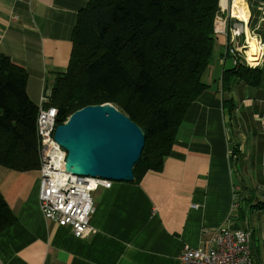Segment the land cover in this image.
<instances>
[{"label":"crops","instance_id":"obj_1","mask_svg":"<svg viewBox=\"0 0 264 264\" xmlns=\"http://www.w3.org/2000/svg\"><path fill=\"white\" fill-rule=\"evenodd\" d=\"M88 2L0 0V55L26 70L38 107L68 69L77 16ZM218 2L224 17L227 2ZM245 3L248 23L229 19L227 30L244 32L241 43L250 34L264 44V0ZM227 40L216 35L209 89L186 114L162 171L94 193L95 235L78 239L43 217L39 170L0 166V192L17 218L0 233V264H183L185 247L204 248L222 229L249 231L253 260L264 264V76L257 88L235 81L225 91L223 73L234 69Z\"/></svg>","mask_w":264,"mask_h":264},{"label":"trees","instance_id":"obj_2","mask_svg":"<svg viewBox=\"0 0 264 264\" xmlns=\"http://www.w3.org/2000/svg\"><path fill=\"white\" fill-rule=\"evenodd\" d=\"M219 10L218 0H89L46 108H57L60 125L88 106L120 105L146 136L134 182L162 171L186 114L209 89ZM263 76V67L242 65L223 73L222 86L257 88ZM27 81L26 70L0 55V166L18 172L40 169V107L29 99ZM16 221L0 192V233Z\"/></svg>","mask_w":264,"mask_h":264},{"label":"built area","instance_id":"obj_3","mask_svg":"<svg viewBox=\"0 0 264 264\" xmlns=\"http://www.w3.org/2000/svg\"><path fill=\"white\" fill-rule=\"evenodd\" d=\"M225 1L227 3L222 6L221 12L227 14L224 17L217 15L215 34L228 35L227 56L233 59L236 67L239 64L250 67L252 64L245 58L246 46L240 42L241 30H227L229 19L241 20L233 15V5L238 0ZM254 38L263 45L256 63L257 67H263L264 44L258 37ZM48 102L47 95H44L36 125L40 162V208L45 219L56 222L61 229L78 239H87L96 234L92 223L98 204L93 194L99 189H111L115 182L77 176L66 170L67 153L54 140L55 129L59 125L58 110L52 106L46 108ZM251 238L248 231L222 229L214 233L204 248L185 247L180 260L183 264H256L251 252Z\"/></svg>","mask_w":264,"mask_h":264},{"label":"water","instance_id":"obj_4","mask_svg":"<svg viewBox=\"0 0 264 264\" xmlns=\"http://www.w3.org/2000/svg\"><path fill=\"white\" fill-rule=\"evenodd\" d=\"M55 142L66 151V170L115 183L134 182L146 142L142 129L118 105L88 106L56 127Z\"/></svg>","mask_w":264,"mask_h":264},{"label":"bare ground","instance_id":"obj_5","mask_svg":"<svg viewBox=\"0 0 264 264\" xmlns=\"http://www.w3.org/2000/svg\"><path fill=\"white\" fill-rule=\"evenodd\" d=\"M233 15L244 21L245 23H248L249 15L246 7V3L244 0H238L233 5ZM248 60L250 63L256 64L259 59V54L262 53L263 45L260 44L254 37L248 35Z\"/></svg>","mask_w":264,"mask_h":264},{"label":"rangeland","instance_id":"obj_6","mask_svg":"<svg viewBox=\"0 0 264 264\" xmlns=\"http://www.w3.org/2000/svg\"><path fill=\"white\" fill-rule=\"evenodd\" d=\"M226 14H227V12H226ZM235 20H237V19H235ZM241 21V20H240ZM241 34H244V32H242ZM250 35V34H249ZM250 36H252V37H254V35H250ZM243 43H244V46H246V54H245V58H246V61H248V63L249 64H252L249 68L250 69H256L257 68V65L256 64H253V63H250L249 62V60H248V55H247V52H248V40H246V39H244L243 40ZM234 64V63H233ZM244 66V64H239L237 67L234 65V67H236V68H239L240 66ZM247 66V65H246ZM47 95V94H46ZM117 105V104H116ZM119 107H121L120 105H118ZM122 108V107H121ZM123 109V108H122ZM125 112H126V110L125 109H123ZM127 113V112H126ZM127 115H128V117L130 118V116H129V114L127 113ZM69 119V118H68ZM64 124V123H63ZM94 195V194H93ZM233 205H234V210H238V208H239V205L237 204V203H233ZM232 230V229H231Z\"/></svg>","mask_w":264,"mask_h":264}]
</instances>
